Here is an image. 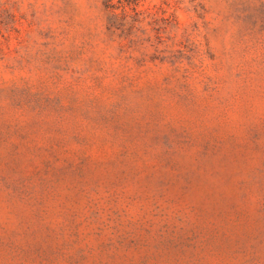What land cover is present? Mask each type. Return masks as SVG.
Wrapping results in <instances>:
<instances>
[{
    "label": "rangeland",
    "instance_id": "rangeland-1",
    "mask_svg": "<svg viewBox=\"0 0 264 264\" xmlns=\"http://www.w3.org/2000/svg\"><path fill=\"white\" fill-rule=\"evenodd\" d=\"M0 264H264V0H0Z\"/></svg>",
    "mask_w": 264,
    "mask_h": 264
},
{
    "label": "trees",
    "instance_id": "trees-1",
    "mask_svg": "<svg viewBox=\"0 0 264 264\" xmlns=\"http://www.w3.org/2000/svg\"><path fill=\"white\" fill-rule=\"evenodd\" d=\"M127 3L136 4L139 0H125Z\"/></svg>",
    "mask_w": 264,
    "mask_h": 264
}]
</instances>
